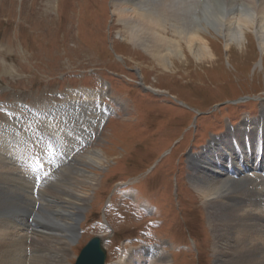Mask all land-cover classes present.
<instances>
[{"label":"rangeland","instance_id":"1","mask_svg":"<svg viewBox=\"0 0 264 264\" xmlns=\"http://www.w3.org/2000/svg\"><path fill=\"white\" fill-rule=\"evenodd\" d=\"M114 1L0 0V172L14 164L1 147L10 140L42 144L17 160L32 186L57 193L58 186L77 185L76 169L92 177L80 186L86 201L79 238L59 252L48 240L40 252L47 264H73L94 236L104 240L106 264H216L217 240L191 166L211 155L214 144L234 151L243 144L245 152L264 146V53L251 32L227 49L208 27L202 37L213 59L196 61L182 45L177 54L167 50V63L157 62L127 41L124 22L132 10L120 16ZM145 1L144 7L156 3ZM190 17L192 27L203 25ZM163 26L165 37L176 40L171 24ZM235 132L245 133L240 145ZM57 133L77 145L84 141L75 160L62 156L69 143L55 142ZM95 150L103 164L89 168L80 156ZM14 216L0 212L10 222L19 220ZM48 228L33 231L55 233Z\"/></svg>","mask_w":264,"mask_h":264},{"label":"bare ground","instance_id":"2","mask_svg":"<svg viewBox=\"0 0 264 264\" xmlns=\"http://www.w3.org/2000/svg\"><path fill=\"white\" fill-rule=\"evenodd\" d=\"M155 2L153 5L149 2L148 7H144L145 0L139 3L130 0L127 3L130 9L124 6L126 3L123 0H115L113 6L116 9L119 8L118 15L123 17H125L122 12L124 9H128L129 12L132 10L131 21L124 22L127 41L133 47L145 50L157 62L167 63L166 58L169 57L166 55L167 50L171 49L174 54H177L182 45L186 46L187 51L196 61L213 59L214 52L202 37L208 27L222 36L226 43H229L226 46L227 49L231 43L240 46L244 36H249L244 33L251 32L256 36L261 54L264 53V0H159V2L155 0ZM186 16H196L200 19L198 21H203V25L192 27V18L186 21ZM165 21L173 27V32L177 35L174 36L176 40L165 37L168 33L167 28L163 26ZM249 125H253L254 129H260L259 125ZM237 130L241 131L239 128ZM11 132L13 133L10 139L13 140L15 133L13 129ZM255 133L258 136L259 133ZM40 134L37 133V137ZM57 134L60 135L55 136L57 139L55 142L59 139L64 145L69 143L62 156L67 158L68 162L71 159L75 160L78 151L84 146V141L77 145L78 143L65 139L62 133ZM227 134L226 137H229L230 132ZM253 134L254 132L251 135ZM234 137L236 143L240 145L245 140V133L235 132ZM8 142L2 144L4 146L1 145V147L8 150L9 153L6 152L5 155L13 154L9 158L14 164L12 167L6 165L0 172V212L10 211L20 221L10 222L7 219H0V229L2 228L0 231V264H47L41 257L43 253L40 252L48 249L46 247L50 244H45L48 240H52L53 250L59 252L61 245H70L78 236V222L86 201V196L82 193L80 186L91 185L93 179L87 171L76 169L77 185L57 187L55 184L59 190L57 193L45 191L41 186H32L29 176L20 170L17 160L21 159L27 150L33 151L31 145L33 148L35 146L38 151L42 149V144L37 142L26 145V142L18 141L11 145L12 141ZM259 142L261 143L260 140ZM254 144L257 145V141H254ZM214 145L211 155L203 154L200 157V164L196 166L191 164L193 173L191 183L210 215L211 228L218 245L216 264H264V237L261 236L264 234V229L258 228L263 227L264 222V217L259 213V211H264V146H259L258 150H254L253 147V150L247 149L245 152L243 144H241L242 149L238 151L229 149L227 146L222 148L217 144ZM0 156L3 159L5 157ZM194 157L190 155L189 160ZM80 158L86 159L85 165L89 168L103 164V157L96 150ZM59 159L63 165V158ZM58 160L55 162L56 165ZM214 160L216 163H212ZM1 161L0 165H3ZM229 169L235 171L238 180L232 179L234 175H231ZM197 172L203 173L204 176H206L205 173L211 176L216 175V178L205 180L201 174H195ZM49 179L47 178L48 181ZM44 197L51 199L52 203L46 201ZM29 208L30 210L27 211ZM24 215L25 218H22ZM49 226L56 228L55 233L39 232V234L37 230L33 231L35 228L49 230ZM251 233L260 241H253ZM35 252L39 255H32ZM30 254L32 257L28 256Z\"/></svg>","mask_w":264,"mask_h":264},{"label":"water","instance_id":"3","mask_svg":"<svg viewBox=\"0 0 264 264\" xmlns=\"http://www.w3.org/2000/svg\"><path fill=\"white\" fill-rule=\"evenodd\" d=\"M105 260L103 241L94 237L81 249L74 264H105Z\"/></svg>","mask_w":264,"mask_h":264}]
</instances>
